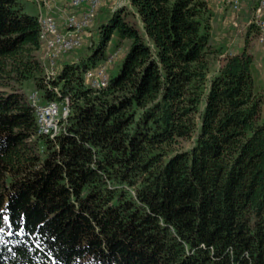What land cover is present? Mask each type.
<instances>
[{
  "label": "trees",
  "instance_id": "1",
  "mask_svg": "<svg viewBox=\"0 0 264 264\" xmlns=\"http://www.w3.org/2000/svg\"><path fill=\"white\" fill-rule=\"evenodd\" d=\"M212 18L210 0L101 11L97 40L47 82L38 17L0 0V264H264L258 28L226 53ZM117 49L93 89L86 72ZM27 83L69 101L55 138Z\"/></svg>",
  "mask_w": 264,
  "mask_h": 264
},
{
  "label": "built area",
  "instance_id": "2",
  "mask_svg": "<svg viewBox=\"0 0 264 264\" xmlns=\"http://www.w3.org/2000/svg\"><path fill=\"white\" fill-rule=\"evenodd\" d=\"M30 1L38 7L40 51L46 57L42 60V63L48 82L58 74V59L63 54L82 45L84 34L94 25L102 4L105 1L112 2L116 0H69V6L74 9L71 12L60 7L57 11L55 10L60 0ZM225 1L234 12L239 13L244 8L247 0ZM128 4H130V0H127L123 5ZM117 7L120 6L115 8ZM251 24H255L258 28V44L264 45V0H259L249 25ZM119 54L120 49L111 52L105 61L86 72V81L90 87L97 90L108 85L110 80L109 68ZM29 100L36 113L38 134L55 138L62 130L63 122L69 116V101L67 100V103L61 106L56 101L42 103L37 90L29 96Z\"/></svg>",
  "mask_w": 264,
  "mask_h": 264
},
{
  "label": "crops",
  "instance_id": "3",
  "mask_svg": "<svg viewBox=\"0 0 264 264\" xmlns=\"http://www.w3.org/2000/svg\"><path fill=\"white\" fill-rule=\"evenodd\" d=\"M67 0H60L55 10L60 8L66 9V11H74V9L67 5ZM125 1V0H124ZM121 2V3H120ZM127 2V0H126ZM118 6H122L123 1L117 0ZM259 0H247L244 8L236 13L232 8L224 1L210 0V7L213 12L212 18V37L213 43L217 46L225 47V52L238 53L245 48L246 36L249 28V23L254 16L255 9L258 6ZM255 43L258 44L257 40ZM225 45V46H224ZM262 46V45H261ZM258 51L259 49H255ZM264 50V48H263ZM260 52V51H259ZM256 58L258 54L255 52ZM256 86L258 82L256 80V74L253 70ZM30 87V86H29ZM35 89L34 85L31 86ZM30 87V88H31ZM261 89H264L261 88Z\"/></svg>",
  "mask_w": 264,
  "mask_h": 264
},
{
  "label": "rangeland",
  "instance_id": "4",
  "mask_svg": "<svg viewBox=\"0 0 264 264\" xmlns=\"http://www.w3.org/2000/svg\"><path fill=\"white\" fill-rule=\"evenodd\" d=\"M24 8V11L28 14H31L33 16H37L38 15V7L36 4H34L33 2H31L30 0H19ZM117 1V0H116ZM116 1H105L102 6L100 7L99 11H98V15L97 18L95 20L94 25L85 32L84 37H83V43L79 48L73 49L65 54H63L57 61V65H58V71L62 68V66L66 63L69 62H75L79 59V56L81 54H84L85 52L87 53V48L90 45V43L92 42V40L96 41L98 38L97 35V27H98V17L101 13V11H105L108 12L109 10H113L116 6H118V3H116ZM123 1V3H126V0H120ZM67 5L69 7V0L66 1ZM121 3V2H120ZM49 11V10H47ZM225 46V45H224ZM252 48L254 53L256 52L258 54V57L256 58L255 55V61L253 64V70L255 71L256 74V80L258 82V86L257 89H261L264 87V45H257L255 43V41L252 44ZM226 47V46H225ZM225 47L224 51H225ZM259 49L258 51H256L255 49ZM112 51V50H111ZM122 51L120 50V56L122 55ZM260 51V52H259ZM39 56L41 60H44V58H46L43 54V52L39 51ZM33 86L32 83H27L26 87H27V93H28V97L35 91V89H32ZM61 106V104H59ZM185 147L189 148L191 146V142H186L184 144Z\"/></svg>",
  "mask_w": 264,
  "mask_h": 264
},
{
  "label": "snow or ice",
  "instance_id": "5",
  "mask_svg": "<svg viewBox=\"0 0 264 264\" xmlns=\"http://www.w3.org/2000/svg\"><path fill=\"white\" fill-rule=\"evenodd\" d=\"M5 219H7V217H5Z\"/></svg>",
  "mask_w": 264,
  "mask_h": 264
}]
</instances>
